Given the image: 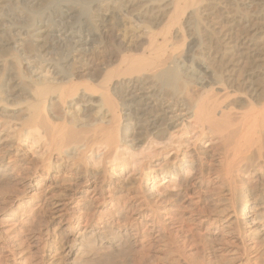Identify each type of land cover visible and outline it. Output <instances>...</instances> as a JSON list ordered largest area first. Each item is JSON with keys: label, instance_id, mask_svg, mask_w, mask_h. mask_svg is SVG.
<instances>
[{"label": "bare ground", "instance_id": "1", "mask_svg": "<svg viewBox=\"0 0 264 264\" xmlns=\"http://www.w3.org/2000/svg\"><path fill=\"white\" fill-rule=\"evenodd\" d=\"M222 1L237 9L225 21V38L213 37L208 0H0L5 262L150 264L160 230H182V203L194 188L188 233L205 224L210 235L237 242L235 257L251 255L264 264V0ZM49 6L55 8L47 12ZM21 8L32 17L18 26ZM133 12L143 33L125 40L123 22ZM102 37L115 49L91 76L82 65L104 47ZM24 38L32 43L29 52ZM55 50L63 54L54 58ZM49 103L59 107L54 115ZM179 132L189 138L175 142ZM34 134L45 150L28 160L18 147ZM157 146L161 158L152 160ZM54 154L68 157L72 169L52 173V198L44 202ZM109 163H133L136 174L112 177ZM150 167L166 182L145 191L142 175ZM174 236L164 249L189 264Z\"/></svg>", "mask_w": 264, "mask_h": 264}, {"label": "rangeland", "instance_id": "2", "mask_svg": "<svg viewBox=\"0 0 264 264\" xmlns=\"http://www.w3.org/2000/svg\"><path fill=\"white\" fill-rule=\"evenodd\" d=\"M227 2L228 1L223 2L222 0H216V1L208 0V2H207L208 4L205 5V7L209 8V11H211L212 7L214 8V10H212L214 13L209 20V25L211 27L210 29H212V33H213L214 38H217L220 36L222 37V35H223V38H225L224 35L228 33V27H227V25H225V23H226L225 21H227V19H228L227 17H229V16L231 18H233V16L236 17L235 16L236 10H237L236 7H234V5L232 6V4L231 5L227 4ZM50 7L51 6L48 7L47 12L52 11L53 7L55 8V6H53L52 9H50ZM79 7H81V6H79ZM22 10L21 11L24 14L23 15L24 17L22 18V20L21 19L17 20L18 26H21V25L26 24V23L27 24L30 23V20H31L30 18L32 17L31 14L28 13L27 10H25V9H22ZM36 15L37 14H35L34 16H36ZM136 15H137V13L133 12L131 17L128 18L127 16H125L126 18L124 19V22H123L125 24L124 36L125 35L128 36V37H125V40L130 39L131 37H133V35L139 36V35H142V33H143L141 31V28H138L137 22L135 21ZM80 16H79V19H84L83 17H85L84 14L80 15ZM24 18L26 19V23L24 22L25 21ZM79 19H78V21H79ZM78 21H77V17L74 18L71 22L74 24L73 26H76V27L74 28L71 25V28H74L76 30V28L78 27V25H77ZM14 33L15 32L11 33L12 35L11 34L10 35L13 36ZM234 34H236L235 31H233V37L235 36ZM102 38L104 41V47H102L100 50H94L92 53L87 54L85 56V61L87 62V64L85 66L82 65L83 69H85L86 72H89V74L91 76H93L94 74L97 75L100 73L102 66H103V63H104V61L102 60V57L104 59L105 56L110 52V50L112 51L115 49V44H113V41H111V39L109 37H102ZM23 44H24L22 47L23 51L29 52L30 50H32V43L29 40H27V38H24ZM231 45H233V43H230V46ZM106 51L108 53H106ZM54 52H55V54L56 53L59 54L58 56H54V58H59L63 54L61 52V50L60 51L55 50ZM63 52L65 53L66 51L63 50ZM22 65L25 66V63H22ZM202 65L204 68L207 67L205 64H202ZM78 66L79 65H77L76 68H80V66L79 67ZM196 79H201V76L195 75L193 77V80H196ZM48 108L50 109V112L54 115L53 112H54L55 108L57 109L59 107L56 106V104H54V103H49ZM51 109L52 110L54 109V110L52 111ZM13 113L15 115H19L21 113V111L15 110ZM175 130L176 129H172L171 131H175ZM198 131H199V129H194L193 133H191V135H194L196 133L195 136H197ZM187 137L189 138V135L188 136L187 135L182 136L181 132H179V133H177V135H175L174 141L175 142H178V141L182 142V141L186 140ZM193 139H194V137L191 139V141H193ZM204 139H206V138H204ZM208 143L209 142L207 141V142L203 143V145L206 146V145H208ZM18 148L22 149L24 151L25 156L27 157L28 160H37L38 158H41V156L45 150V144L42 140H39V138L37 137L36 134H34L32 136H27V138L26 137L23 138L21 143H20V147H18ZM159 154H160V150H159V146H157L155 148V150H153L149 156L152 160H154V158H161L159 156ZM122 157H124V159H126L128 162H130L128 151L123 150V156ZM50 163H51L50 168L47 172L48 178H47V181L45 184L46 189H45V192H44L45 195L43 198L44 202L46 201V199L52 198V193H49V190L47 188V186L49 185V182H50L49 177L52 175V173L60 170L63 174L68 175L69 173H71V169H72L70 167L71 166L70 159L64 155L54 154L53 157H51ZM116 164L117 163L107 164L108 171L112 175V177H118L119 176V179H127L128 177H131V176L136 174L135 172L132 171L133 163L130 165L129 164L122 165L121 167L118 164L117 165ZM121 168H123V172L121 174H117V172ZM157 170H158V167H150L142 175V177H144L142 183H143V188L145 191L150 190L152 183L157 184V185L161 184L162 186L165 184L166 180L159 181V179L161 178L160 176H159V179H155L156 175H157L156 174ZM193 192H194V188H189L187 191L189 197H187L184 200V202L182 203L183 209L181 210V214H180V217H181L180 222H183L182 230L172 231V230H174V228H172V226H171L172 230H171V232H169V231H167L168 228L165 231H163L166 228V227L165 228L163 227L162 228L163 230L161 229L163 232L160 230L161 233L159 234L160 236L158 237L159 241L161 243L158 241V238H157L158 242L155 243L156 247H159V248H156V253L151 255V257H150L151 259L150 258L147 259V261H149L148 263H150V264H168L172 261L178 262L179 264L183 263L182 259L177 258L175 251L173 253H171V252H166V251H168V250H165L166 247L164 249V246L166 245L164 242L165 241L168 242V239H166L167 236L172 238V235L173 236L175 235L173 237V239L175 238L177 241H179V244H176V245L180 246V250H181V254H182L181 256H183L182 258L185 261H187L189 264H227V263H229V264H263V263L259 262L257 259H255L254 257H251V255H247L246 257L245 256L235 257L234 255L237 252H240V250H239L240 246L237 244V242H234L233 240H230L229 238H227L225 236H218L217 237V236L210 235L207 232V230H205V228H206L205 224L202 226H199L197 228V230L193 231V234L188 233L190 231L188 229V226H190L188 224L189 207L193 203V200H192V197L194 196ZM0 193H2V192H0ZM217 207H219V206L211 207L209 210H213L214 208H217ZM46 211H47L46 209L44 211H42L43 213L41 212V215L39 216V222L41 225H44L48 220V217H47L48 213ZM31 225H33L34 227H32V229H30V230H33L34 231L33 234L35 235L39 226L36 222L31 223ZM41 230H43V227L41 228ZM168 230H170V229H168ZM27 233L29 235H27ZM33 234H32V231H30V232L27 231L25 234V236H27V238H28L26 240L30 244H33V239H32L34 237ZM186 237H188V239ZM163 238L166 240H164ZM31 239H32V241H31ZM182 240H185V241H183L184 243L182 242ZM177 241H176V243H178ZM162 247H163V249H161ZM33 251H35V249H31V252H33ZM36 252L37 251L31 253V254H33L32 259L34 258V255L36 254ZM2 254L0 252V257H1L0 260L2 261V263H4V264H7V262L9 264L15 263V262L12 263V261H10V260L5 262L3 256H1ZM232 257H235V258H232ZM16 263H17V261H16Z\"/></svg>", "mask_w": 264, "mask_h": 264}]
</instances>
